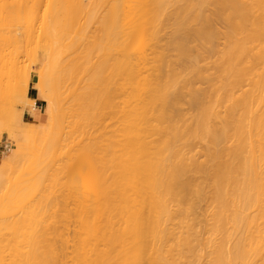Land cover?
Here are the masks:
<instances>
[{"label": "bare ground", "instance_id": "6f19581e", "mask_svg": "<svg viewBox=\"0 0 264 264\" xmlns=\"http://www.w3.org/2000/svg\"><path fill=\"white\" fill-rule=\"evenodd\" d=\"M5 131L0 264H264V0H0Z\"/></svg>", "mask_w": 264, "mask_h": 264}, {"label": "rangeland", "instance_id": "374dc122", "mask_svg": "<svg viewBox=\"0 0 264 264\" xmlns=\"http://www.w3.org/2000/svg\"><path fill=\"white\" fill-rule=\"evenodd\" d=\"M38 60H39V58L36 57L35 59H31L29 61V64L26 61L27 63L24 62V65H22V66H25V65L28 64L27 67L30 68V69L27 70V68H24V67L23 68L26 69L27 71H29V76H30L32 82L37 80V78H38L37 72L42 67L41 61L40 60L38 61ZM21 64H23V62ZM20 68H22V67H20ZM31 68H34V69H31ZM36 68H38V69L35 70ZM28 93H29L30 96H34L35 95V90H34V87H33V83H30V85L28 86ZM41 103L45 105L47 103V101L43 100ZM21 115H22L21 116L22 123L25 124L27 127H36L38 125L39 122L32 118V116L28 112V109H24L22 111ZM13 141L14 140L10 137L9 132L5 131L3 133V138L0 141V144L2 145L1 149L3 150L1 155H0V157L2 156L3 153L7 152L13 146H15V142H13ZM202 204H203V202L201 203V205ZM200 208H202V207H200ZM62 231H63V228H62ZM62 231H61V233H62ZM64 231H66V233H67V230H65V228H64ZM64 231H63V233H64ZM64 235H66V234L64 233Z\"/></svg>", "mask_w": 264, "mask_h": 264}, {"label": "crops", "instance_id": "0c3cea01", "mask_svg": "<svg viewBox=\"0 0 264 264\" xmlns=\"http://www.w3.org/2000/svg\"><path fill=\"white\" fill-rule=\"evenodd\" d=\"M1 146H2V145L0 144V155H1L2 151H3V150L1 149Z\"/></svg>", "mask_w": 264, "mask_h": 264}]
</instances>
